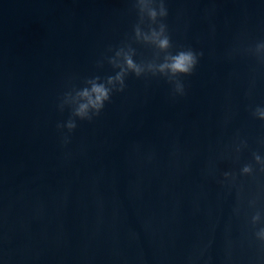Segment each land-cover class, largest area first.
Segmentation results:
<instances>
[{
  "label": "water",
  "instance_id": "95a60500",
  "mask_svg": "<svg viewBox=\"0 0 264 264\" xmlns=\"http://www.w3.org/2000/svg\"><path fill=\"white\" fill-rule=\"evenodd\" d=\"M154 6L0 0V264H264V0H165L171 51L203 53L185 94L129 74L98 117L57 129L64 93L114 75L120 46L158 70L134 32Z\"/></svg>",
  "mask_w": 264,
  "mask_h": 264
},
{
  "label": "clouds",
  "instance_id": "9594fccd",
  "mask_svg": "<svg viewBox=\"0 0 264 264\" xmlns=\"http://www.w3.org/2000/svg\"><path fill=\"white\" fill-rule=\"evenodd\" d=\"M137 2L138 0H134V4H137ZM151 2L155 6L150 8L147 13H145L143 7L136 8L138 22L134 26V32L139 34L140 25H143L144 28L146 27L145 40L154 44L156 48L165 53L158 70L145 72L143 66L146 61L137 62L133 59V55H136L135 50L133 55H129L125 52L123 46H120L115 50L114 55L106 57L107 62L116 70L114 75L104 78L99 75L87 78L83 81V87L77 88L73 86L70 91L64 93L59 108L63 111L64 107L68 106L71 109V115L66 122L57 124L58 130L66 128L71 133L77 127V119L92 121L94 117H98L104 110L106 103L111 102L112 95L124 91L126 87L125 80L129 74L138 78L147 74L163 76L169 83L173 84L174 94L181 96L185 94V85L181 78L191 76L194 73L199 58L203 53L196 52L192 48H181L175 52L171 51L173 45L168 35L167 25L163 22L168 15L165 0H151ZM256 48H264V42L258 43ZM109 51L112 50L109 49ZM258 57L261 61H264V55ZM73 96L78 101L77 104L75 106L66 105L65 100ZM253 114L260 120H264V108L257 107ZM63 139L64 143L68 142L67 135ZM253 156L255 160H260V155L254 153ZM250 170L251 168L248 165L243 168L244 172ZM257 237L261 242H264V228L259 230Z\"/></svg>",
  "mask_w": 264,
  "mask_h": 264
}]
</instances>
